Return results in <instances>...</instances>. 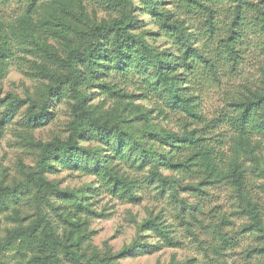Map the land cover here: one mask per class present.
Returning <instances> with one entry per match:
<instances>
[{
    "label": "rangeland",
    "instance_id": "rangeland-1",
    "mask_svg": "<svg viewBox=\"0 0 264 264\" xmlns=\"http://www.w3.org/2000/svg\"><path fill=\"white\" fill-rule=\"evenodd\" d=\"M187 1L0 0V264H36L39 255L49 264H264V223L254 226L247 209L264 204V133L248 147L231 122L262 90L264 32L251 24L264 0L216 2L215 33L209 4ZM244 2L254 7L231 57L220 38ZM122 10L128 30L160 53L198 115L174 107L155 56L140 46L144 61L98 60L92 72L81 69L76 86L112 129L104 140H78L97 158L77 150L47 168L41 144L66 141L73 129L71 54L86 52L91 29ZM163 18L198 48L188 60L184 36L179 44L170 38ZM11 101L19 102L15 114ZM168 133L175 138L164 140ZM189 135L222 156L197 154L184 145ZM231 167L254 175L258 197L243 194ZM60 191L84 197V205Z\"/></svg>",
    "mask_w": 264,
    "mask_h": 264
},
{
    "label": "trees",
    "instance_id": "trees-1",
    "mask_svg": "<svg viewBox=\"0 0 264 264\" xmlns=\"http://www.w3.org/2000/svg\"><path fill=\"white\" fill-rule=\"evenodd\" d=\"M110 6L116 7L123 5V7L127 4V0H109ZM208 3L207 11L210 14V18L208 20V26L210 28L211 33H215V20L214 16H212L213 10L214 12V4L218 1L222 0H203ZM235 1V0H234ZM188 3L192 2V0H188ZM238 2V1H237ZM193 3V2H192ZM195 6L198 5L197 1H194ZM193 4V5H194ZM244 6L238 5L237 10L234 12L232 20L230 24H228L227 33L220 38V43L225 44L226 50L231 53V57L233 52L236 50L239 52L240 46L244 45L245 40V31L249 26L247 25V13L250 7L253 4H249L244 2ZM254 7V6H253ZM123 12V10H122ZM158 15L163 16L161 13L157 12ZM252 26L259 27V31L262 30L264 32V12H259L254 18L251 24ZM162 29L165 30V33L173 39H176V43L182 39L184 36V42L188 45L187 55L185 54V59L188 60L191 54H195V51L198 50L197 47H193L191 44V40L186 38L183 33V28L178 25L176 22H169L165 18L162 19L161 23ZM91 36L93 40L89 43L86 48V52L82 50L77 51L76 53L71 54V65L74 69L71 75V82L69 83V89L71 93H73L76 97V103L73 105V129L71 135L68 140L63 141L61 139H54L47 143H42V158L41 164L46 165L49 168L51 165L49 164L50 160H62V161H70L75 157L77 150L82 151L84 154H91L95 158L96 154L79 145L78 140L82 139L86 136H92L94 138L103 139L105 138L106 133L111 130V125L107 123H102L100 120L96 119L92 114L91 109H88L86 106V97L83 95L79 89H77L76 84L80 80L81 69L85 67L89 69L91 72L94 70V65L98 60H110L111 56L120 63L124 58H132L138 59L140 61H144L141 58L139 50L137 49L139 46L145 52L149 54H153L156 58V71L161 79L167 85L168 92L171 96V100L174 104V107L183 108L189 114L198 115L192 107L190 102V98L184 96L179 89V82L175 77L174 72L168 68L165 60L159 56L160 53H156L141 36H135L128 30L127 22L125 21L124 12L114 19L112 22H107L105 24L95 25L91 31ZM111 38L112 40H110ZM103 39V40H102ZM102 40V41H101ZM109 41L114 44V47H109ZM104 42V43H103ZM180 43V42H179ZM178 43V44H179ZM242 44V45H241ZM113 61V59H111ZM261 93H256L254 98L247 99L246 101L240 103V113L231 119L233 126L237 131L241 133L242 140L245 145L250 147L251 145V137L256 133H264V71L262 72L261 77ZM60 90V89H58ZM57 90V92H58ZM66 90V89H65ZM68 91H64V94H68ZM19 102L11 101L7 107L9 113L15 114L18 110ZM118 136H122V134H118ZM157 136L159 134L157 133ZM175 133L165 134L164 140L171 141L175 138ZM163 138V137H162ZM104 140V139H103ZM122 140V139H121ZM182 142V141H180ZM184 145H187L188 148H193L197 150V154H209L214 155L215 157L222 156V153L214 148L210 144L204 143L201 138H195L192 135H189V141ZM192 149V150H193ZM144 152H147L151 155L155 154L154 149L147 150L144 149ZM143 153V152H142ZM221 163L224 164V158H220ZM227 166V165H226ZM231 175L234 180V184L246 195H252V197H258V193L255 189V181L254 175L248 174L245 171L237 170L233 167L229 168ZM105 177V174H102ZM41 181V178L38 177ZM115 188H117V184H115ZM255 189V190H254ZM63 195L73 196L75 198L74 205L77 207H81L84 205L82 202V198L78 196L76 193L69 191H60ZM254 194V196H253ZM249 212L251 214V219L253 220L254 226H258V228L262 227L264 223V204H260L259 202L251 203L249 202ZM29 234L35 233V229H28ZM48 238L49 233L48 230L45 231ZM50 239V238H49ZM29 244V243H27ZM50 258L47 256H38L36 260V264H49ZM86 264H102V263H93L90 260L86 261Z\"/></svg>",
    "mask_w": 264,
    "mask_h": 264
}]
</instances>
